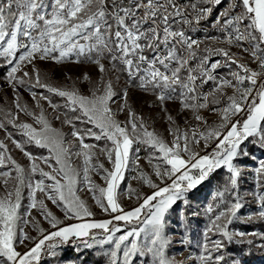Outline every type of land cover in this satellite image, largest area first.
I'll use <instances>...</instances> for the list:
<instances>
[{
	"label": "snow or ice",
	"instance_id": "6c2138e0",
	"mask_svg": "<svg viewBox=\"0 0 264 264\" xmlns=\"http://www.w3.org/2000/svg\"><path fill=\"white\" fill-rule=\"evenodd\" d=\"M209 23L219 35L197 36ZM0 59L13 92L0 105V264H51L67 246L98 249L105 264H244L245 245L264 249V233L230 230L264 221V159L249 149L264 151V0H0ZM41 63L97 75L65 72L57 84ZM132 90L153 97L167 136L132 107ZM169 102H178L175 115ZM220 173L213 202L193 208L191 193ZM125 194L135 206L125 208ZM89 200L108 218L96 219ZM248 204L256 211L241 216ZM202 215L198 255L175 259L173 218L187 248Z\"/></svg>",
	"mask_w": 264,
	"mask_h": 264
},
{
	"label": "rangeland",
	"instance_id": "374dc122",
	"mask_svg": "<svg viewBox=\"0 0 264 264\" xmlns=\"http://www.w3.org/2000/svg\"><path fill=\"white\" fill-rule=\"evenodd\" d=\"M40 68L42 71V74H46L51 82L62 84L66 81L64 80V73L67 72L70 74L73 78H76L77 76H80L84 72H88L89 75H91L94 79L96 78V71L93 67L89 65H67V66H55L52 64H45L41 63ZM7 67L5 66L4 71H0V105L4 106L6 109L11 105L13 92L12 90L7 86L5 82ZM23 93V98L25 101L31 103V98L27 92ZM43 91V90H39ZM131 100L130 103L132 104V107L141 115H143L149 122L152 128H154L157 132H159L161 135L167 136V133L165 131L167 124L165 119H163V113L159 111L158 108L155 107H149V104L152 102L153 97H150L146 94L141 93L138 90H132L130 92ZM168 108L172 111V113L176 114V109L178 107L177 103H168ZM121 120L124 119V115L121 114L119 116ZM24 119L31 122L30 118L24 117ZM49 119H51V116H49ZM179 122L183 124V116L178 118ZM53 126L60 128L61 125L58 121H53ZM10 131L14 133V138L17 140H21L22 138L19 136V134H16L15 129ZM63 131L65 133L69 132V129L65 126L63 127ZM5 136V133L3 131H0V139H3ZM87 142H93V141H87ZM12 148V154L14 158H16L20 163L27 165V160L25 157L22 156V154L19 152V150L15 149L13 146L10 145ZM26 150L30 151L33 155L39 156V155H47V151L45 149H35V145H25ZM250 151L254 153V156L258 159H264V151L259 150L258 148L252 147L249 145ZM146 153L141 151L140 157H141V164L144 165V168L146 171H150V169L147 166V162L144 159ZM242 164L246 165L248 169H251L255 166V161L253 160H243L241 161ZM47 170V169H46ZM128 183H131L133 187H140V185L131 179L132 175H135V172H129L126 174ZM223 176V173H220L216 175L211 181L205 182V184L198 187V189L194 190L191 193V204L193 208L200 209L203 211V209L210 203L213 202V196L216 192L217 188L220 186L221 177ZM124 192H127V186L126 184L121 185ZM253 184L251 177L248 178V182L244 183L242 185V190L247 191L252 189ZM143 192L150 194V189L147 187V185H143L142 189ZM250 200L251 198L248 197ZM121 202L125 206V208H131L135 206V200H128L126 194L121 196ZM89 203L93 207V211L96 212V219H105L108 218L106 214H101L100 210L92 204V202L89 200ZM56 211L57 215H61L59 213L58 209H54ZM256 211V205L254 204H248L243 209H241V212L239 213L241 216H246L249 213H253ZM174 222L172 224V232L175 233L173 237V245L169 249V253L171 255L175 256V259L177 260H185V258L188 255H192L193 258H195L198 255L199 249L197 246V242L201 239V232L207 223V217L201 216L196 223L193 225V230L190 233L191 237V245L190 247H184L179 243L180 235L179 233L182 231V228L178 225L177 222H175V218H173ZM43 227L47 228L48 224L46 222L43 223ZM230 230L235 231H245L247 233H264V221H256L252 223H244V222H234L233 225L230 226ZM31 235L35 236V232H31ZM253 238V237H249ZM258 241V238H256ZM246 252H250L248 255L243 256L244 264H264V249H260L258 247H252L248 248L247 245L244 246ZM230 252L233 254H239V247L233 246L229 249ZM69 260H75L76 264H105L106 258L103 257L98 249H92V250H86L82 253L77 254L71 246H67L64 248L63 253L60 257H58V261H52L51 264H65V262ZM42 264H48L47 259L42 261ZM186 264H199L198 261L193 259L192 261H187Z\"/></svg>",
	"mask_w": 264,
	"mask_h": 264
},
{
	"label": "bare ground",
	"instance_id": "6f19581e",
	"mask_svg": "<svg viewBox=\"0 0 264 264\" xmlns=\"http://www.w3.org/2000/svg\"><path fill=\"white\" fill-rule=\"evenodd\" d=\"M210 30H211V24L209 23V24L203 26V27L199 30V33H210ZM202 37H204V36H202ZM202 37H201V38H202ZM220 46H223V45H220ZM234 51H238V50L234 49ZM214 59H216V58H214ZM233 67H235V66H233ZM228 72H229L228 69H220V70H219V75H220V76H223V77H228ZM228 78H230V77H228ZM203 91H204V89H203ZM202 114H203L207 119H209V122H212V121L215 120V116H214V114L211 113V112H209V111H202Z\"/></svg>",
	"mask_w": 264,
	"mask_h": 264
},
{
	"label": "built area",
	"instance_id": "2783aa9c",
	"mask_svg": "<svg viewBox=\"0 0 264 264\" xmlns=\"http://www.w3.org/2000/svg\"><path fill=\"white\" fill-rule=\"evenodd\" d=\"M197 36L202 37V36H214V35H219L212 27L210 30V33H199V31L196 33ZM216 59H222L221 57H216ZM212 88V84H208L204 86V92L210 91Z\"/></svg>",
	"mask_w": 264,
	"mask_h": 264
},
{
	"label": "trees",
	"instance_id": "16d2710c",
	"mask_svg": "<svg viewBox=\"0 0 264 264\" xmlns=\"http://www.w3.org/2000/svg\"><path fill=\"white\" fill-rule=\"evenodd\" d=\"M4 69H5V66H3V61H2V59H0V71L2 72V71H4ZM9 128L11 129V126H9ZM11 130H13V129H11ZM38 147H35V149H37Z\"/></svg>",
	"mask_w": 264,
	"mask_h": 264
}]
</instances>
